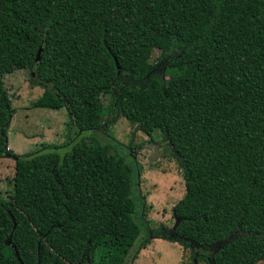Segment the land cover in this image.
Segmentation results:
<instances>
[{
	"label": "trees",
	"instance_id": "16d2710c",
	"mask_svg": "<svg viewBox=\"0 0 264 264\" xmlns=\"http://www.w3.org/2000/svg\"><path fill=\"white\" fill-rule=\"evenodd\" d=\"M24 68L67 142L14 155L0 264H19L13 247L23 264L135 258L137 168L102 140L112 112L175 152L184 192L160 237L205 264L264 261V0H0V156L2 76Z\"/></svg>",
	"mask_w": 264,
	"mask_h": 264
},
{
	"label": "rangeland",
	"instance_id": "374dc122",
	"mask_svg": "<svg viewBox=\"0 0 264 264\" xmlns=\"http://www.w3.org/2000/svg\"><path fill=\"white\" fill-rule=\"evenodd\" d=\"M160 61V53L154 49L149 63L155 67ZM30 76L26 68L2 76L12 114L5 130L7 154L0 156V201H6L12 191L14 155L27 154L42 146H63L67 142L65 109L34 106L32 103L42 89L30 82ZM103 101L106 102V98ZM103 124L105 135L102 140L110 145L108 153L116 152L127 164L135 163L137 168V191L133 195L137 211L133 216L141 228L139 240L147 238V241L128 264H205L191 259L188 248L159 236L161 232L168 237L174 224L171 208L184 192L180 168L170 149L163 144L161 132L154 129L148 136L114 112L103 118ZM89 133L83 134L88 136ZM149 143L160 144L154 159L150 158L151 152L145 146ZM195 249L196 255H208L204 249ZM255 264H264V261Z\"/></svg>",
	"mask_w": 264,
	"mask_h": 264
},
{
	"label": "water",
	"instance_id": "95a60500",
	"mask_svg": "<svg viewBox=\"0 0 264 264\" xmlns=\"http://www.w3.org/2000/svg\"><path fill=\"white\" fill-rule=\"evenodd\" d=\"M39 51H40V49L38 48L37 51H36V54H35V60H37L38 57H39ZM116 68H118V67L116 66ZM163 140L165 142V146H167L170 149V151L173 154H175V152L173 151V149L170 147L169 142L166 141V136H164ZM147 147L150 149V152H151L150 158L151 159H154L156 157V155H157V149L160 147V145L159 144L150 143L149 145H147ZM176 223H177V219L174 218V224L172 226V229L175 227ZM8 242H6V243H8ZM13 254H14L15 258L17 259V261L19 262V264H23L21 262V260L19 259L18 254H17V251H16V249L14 247H13Z\"/></svg>",
	"mask_w": 264,
	"mask_h": 264
},
{
	"label": "flooded vegetation",
	"instance_id": "af4514ba",
	"mask_svg": "<svg viewBox=\"0 0 264 264\" xmlns=\"http://www.w3.org/2000/svg\"><path fill=\"white\" fill-rule=\"evenodd\" d=\"M150 144V143H149ZM149 144H146L145 146L147 147V145ZM153 144H159V143H153ZM163 144H165V142H163ZM160 145V144H159ZM148 148V147H147ZM150 150V149H149Z\"/></svg>",
	"mask_w": 264,
	"mask_h": 264
}]
</instances>
